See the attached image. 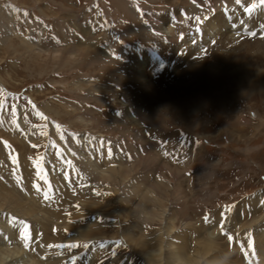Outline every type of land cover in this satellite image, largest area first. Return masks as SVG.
Listing matches in <instances>:
<instances>
[{"label": "rangeland", "instance_id": "rangeland-1", "mask_svg": "<svg viewBox=\"0 0 264 264\" xmlns=\"http://www.w3.org/2000/svg\"><path fill=\"white\" fill-rule=\"evenodd\" d=\"M246 66L250 91L213 78ZM200 81L216 90L201 96ZM262 193L261 0H0V246L29 261L30 241L75 238L69 264L109 243L110 264H147L131 236L237 242ZM42 213L73 230L43 228ZM17 223L26 241L1 240Z\"/></svg>", "mask_w": 264, "mask_h": 264}, {"label": "bare ground", "instance_id": "bare-ground-1", "mask_svg": "<svg viewBox=\"0 0 264 264\" xmlns=\"http://www.w3.org/2000/svg\"><path fill=\"white\" fill-rule=\"evenodd\" d=\"M165 28H166L165 34L170 33L169 35L171 37L174 36L173 38H177V37H175L174 29L170 30L168 28V26ZM205 36L206 35L204 34L203 37H205ZM246 68H248V66L245 67V70H243L242 73L239 72V70H240L239 67L236 69H233L234 71H232V72H231V70H230V72H226L227 70L224 72L218 71V72H216V74H213L214 75L213 78L216 77L215 82L217 84L221 83L223 86L222 87L223 90H225V92L226 91L229 92V90L232 91L234 88L231 85L234 83V81H236L235 79L237 77H239L240 75H242V77L238 78V80L236 81V85L237 86L242 85L246 89L248 88L247 90L250 91L253 88L255 89L256 86L252 85L253 87L249 88L248 85L251 86V84H250L251 80L245 78L243 75V73L246 71ZM258 76L259 75H257L256 77L258 78ZM239 79H241V80H239ZM209 81L212 82V80H209ZM199 85H200L199 87H201V88L198 89L199 90L198 93H200L201 96L209 95L212 91L216 90V89L210 88V87L208 89H205L207 84L202 83L201 81H200ZM210 89H212V90H210ZM241 90H243V89H241ZM236 91L237 90L232 91V92H236ZM195 93H197V92H195ZM257 204L261 205V207H259V208H261V210L259 208H257V206H258ZM257 204H256V206L254 205L255 211H252L251 222L246 224V225L240 224V226L237 228V230L238 231L240 230V233H241L240 238L243 239V240H239V241H242L244 245H241L240 243H238L239 241L236 242V239H231L229 242L226 240L227 241L226 242L223 240L224 238H222V237H218V240L221 239L220 241H215V237L211 236V235H212V233H215L216 231L208 232L206 228H205L206 232H204V233H205V235H210V236H202V238H205V239H202L199 236L196 238L195 235L194 236L192 235L191 237L188 236L190 239L187 238L184 241L181 238V235L177 234V235L173 236V240H172V239L168 238V236L172 233L174 234L175 231L172 228L169 229L168 226H167L166 231H165L166 232V236H164L165 238L163 237V235H160V236H157L156 238H154L152 240V242L148 243V241L145 238H143V240H141L139 238V241H137V240H135L134 236H131L132 239L130 241H131V244L133 245L132 247H134V250L138 251L139 254H142L144 256L145 260L147 261V264H152V263L154 264V262L161 264L162 260L164 261L163 264H264V193L258 195ZM53 208H55V207H53ZM34 209H35V207H34ZM53 213H54V211H53ZM42 214H43L42 215L43 217H41V219L38 216H37V218L40 221V223L42 224L41 226H43V228L48 229L54 224L53 222L58 221V223H56L57 229L58 228L61 229L62 234L68 233V231L71 229L73 230V225H71V222H68V220L61 219V221H60L61 217L56 216L54 214H49L48 216L50 218L48 216H47L48 218H46V214L45 213H42ZM163 214L164 213H162V212H160V213L157 212V213H154V216L156 218V216H161ZM60 216H62V215H60ZM63 218H64V216H63ZM236 218H239V217H236ZM160 219L161 218H159L158 220H160ZM229 220L231 221V218H229ZM225 222H226L225 224L227 225L228 224L227 220ZM220 223H222V221ZM229 224H230V222H229ZM231 225L237 227V224H231ZM255 226H260V227L257 228L255 232H253V235H252L253 239L255 238V240H254L255 242L253 243L252 241H250V239L247 236H245V234L249 230V228H252ZM4 227H5V225H4ZM163 228H164V226H163ZM175 228H177V227H175ZM228 229H229V226H228ZM5 231L9 232L10 230L6 228ZM25 231L27 232V230H25ZM7 232H5V234L3 233L2 234L3 236L1 237V240L3 238L4 242L6 241V236L8 237L10 235L12 238H15V235H14L15 232H19L17 237H20L21 240L23 239L26 241V239H24L25 234H24L23 228L19 223L16 224V228L14 227L13 233L8 234ZM59 233H60V231H59ZM229 233L233 234L230 231H229ZM186 234H188V232H186ZM195 234H196V232H195ZM66 236H67V234H66ZM176 238H177V240H175ZM181 239H182V241H181ZM73 240H71V242H67V241H64V239L63 240L56 239L55 243H51V241L48 240V238H46L44 240V242H39V243H36L35 245H34L35 242L30 241L28 246L30 247V252L32 253L30 255H33V257L29 261L25 260L26 258H28L25 256L27 254H25L23 252L24 254L21 255V251H22L21 248H16V246H14V248H9L7 246V243H4L6 247H4V244H1V246H0V264H67V260H68V264H69V260L71 261L70 257L72 255H74L76 248L78 249L77 246L71 247V245H76L78 243L77 239H75L74 241ZM57 241H60V244H58ZM72 241H73V243H72ZM41 243H43L44 246H41ZM26 244H27V242H26ZM107 245H108L107 249L110 250L111 249L110 245H112V244L109 243ZM227 245H229L228 249H227ZM11 246H13V244ZM28 246H25V247H27V249H29ZM51 247L53 249H51L49 251V249ZM240 247H244V248L240 250ZM34 248L38 252H39V250H42V249H45L46 252L49 251L48 253L53 252L52 254H50V255H52V257H47V258L43 257L42 260H40V258H38L40 260V261H38V259L36 258V256H38L37 252L33 251ZM229 248H231V249H229ZM107 249H106V251L104 250L105 253L101 256V258H99L98 262L92 261L94 259H93V257H91L88 259V260H90V262H88V263L89 264H110L109 261H111L113 259L114 255L112 256V254H114L115 249L112 252H109ZM234 249L240 250L242 252L240 254V257L238 256V259L235 258V256L233 257ZM228 250L233 252V253L228 254L229 253ZM163 254L165 255L164 258H162ZM40 255H41V253L39 254V256ZM233 258H235V259H233ZM77 264H81V262H77Z\"/></svg>", "mask_w": 264, "mask_h": 264}, {"label": "snow or ice", "instance_id": "snow-or-ice-1", "mask_svg": "<svg viewBox=\"0 0 264 264\" xmlns=\"http://www.w3.org/2000/svg\"><path fill=\"white\" fill-rule=\"evenodd\" d=\"M240 2V0H237V3H239ZM261 3H264V0H261ZM249 11H251V9H249ZM39 115H42V114H39ZM207 219V218H206ZM221 221H222V223H221V225H220V227H221V229L223 230L224 229V227H225V221H224V216H223V214L221 215ZM226 234V233H225ZM232 239V237L231 236H229V240H231ZM77 245H71V247H76Z\"/></svg>", "mask_w": 264, "mask_h": 264}]
</instances>
